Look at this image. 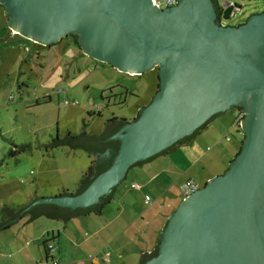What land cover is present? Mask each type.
Wrapping results in <instances>:
<instances>
[{
	"label": "water",
	"instance_id": "obj_1",
	"mask_svg": "<svg viewBox=\"0 0 264 264\" xmlns=\"http://www.w3.org/2000/svg\"><path fill=\"white\" fill-rule=\"evenodd\" d=\"M0 1L8 27L27 39L49 44L76 30L84 54L130 74L157 67L159 77L150 103L110 136L120 140L110 167L80 193L32 204H96L136 162L238 107L240 150L223 174L183 198L161 231L157 254L143 264H264V12L231 26L215 21L210 0L166 8L154 0ZM83 20L86 26L73 27ZM51 30L56 36L49 38ZM107 156L108 150L95 159Z\"/></svg>",
	"mask_w": 264,
	"mask_h": 264
},
{
	"label": "rangeland",
	"instance_id": "obj_2",
	"mask_svg": "<svg viewBox=\"0 0 264 264\" xmlns=\"http://www.w3.org/2000/svg\"><path fill=\"white\" fill-rule=\"evenodd\" d=\"M224 2L234 3L238 9L228 19L221 17L223 25L238 26L251 14L264 11V0H219L221 5ZM32 58L41 65L38 73L29 66ZM156 74L157 68L142 74L120 71L84 54L71 37L48 48L12 33L0 6V210L4 204L20 208L35 196L75 191L91 162L89 154L80 148L58 146L48 150L40 145L67 131L100 133L111 116L132 121L156 92ZM64 99L77 103L65 104ZM194 142L199 152H209L205 147L211 148V144L199 139ZM22 144L30 148L14 156L9 154L13 145ZM183 148L178 146L179 151ZM134 167L119 183L121 191H128L121 187L134 177ZM127 199L114 198L108 203L109 209L119 211ZM142 201L140 196L136 202L139 213L147 206ZM56 224L57 220L40 216L32 222L22 219L1 231L0 264H37L43 251L36 236L40 230L54 229ZM89 233L92 230L84 224L79 229V240L87 239ZM110 246L114 247V243ZM133 260L130 254L112 251L110 262L98 264H131Z\"/></svg>",
	"mask_w": 264,
	"mask_h": 264
},
{
	"label": "crops",
	"instance_id": "obj_3",
	"mask_svg": "<svg viewBox=\"0 0 264 264\" xmlns=\"http://www.w3.org/2000/svg\"><path fill=\"white\" fill-rule=\"evenodd\" d=\"M11 31L15 33L14 29ZM234 109L233 106L213 117L186 142L178 143L172 149L136 164L133 168L134 177H131L129 184L121 187H126L128 191H121L118 184L112 193L114 196L110 202L114 198L129 199L119 211L113 212L107 204L99 215L87 214L67 222L57 220L54 229L38 231L36 238L43 254L36 263L45 256L42 245L44 238L53 234L56 236L53 257L58 259L57 264L110 262L112 251L119 252V255L130 254L134 259L131 264H138L142 253L153 251L168 217L183 200L180 185L188 179H194L200 188L203 187L211 177L223 174L238 153L243 135L241 129L234 125ZM196 139L211 144V148L209 145L205 147L209 152H199L194 142ZM180 145L184 148L179 151ZM89 156L92 161V155ZM133 183L140 186L132 188ZM140 196L143 199L142 205L146 204L147 198H152L148 207L144 205L145 211L142 213L136 210ZM84 224L89 225L92 233L80 241L79 229ZM112 243L114 247L110 246ZM98 252L102 253L101 259L98 258Z\"/></svg>",
	"mask_w": 264,
	"mask_h": 264
},
{
	"label": "trees",
	"instance_id": "obj_4",
	"mask_svg": "<svg viewBox=\"0 0 264 264\" xmlns=\"http://www.w3.org/2000/svg\"><path fill=\"white\" fill-rule=\"evenodd\" d=\"M29 66L31 70L34 71L35 73H38L39 68L41 67L39 61L34 58L30 60ZM158 79L159 77L156 74V90L155 91H157L158 89ZM99 113L100 112L98 111L97 114ZM138 115H139V112L133 118V120H135ZM125 122H127V120L124 118L111 116L105 121L104 130L100 133L89 134L84 129H82L81 132L78 134H73L67 131L63 136L56 135L49 142L45 143V148L48 150L50 148H56L58 146H67L69 148L83 149L88 154H91V155L101 154L105 152L106 150L109 151V156H107L105 159L103 160L93 159L90 162L88 168L82 174L80 183L75 191L69 192L68 190H62L59 192L58 195H67L70 193H73V194L80 193L89 185L91 180L96 175L102 173L103 171H105L106 169L110 167L115 155L117 154L119 150V146H120V140L112 139L110 138V136L116 133L125 124ZM201 128L202 126L196 129L191 135L186 136L182 138L181 140H179L177 143H183L191 139L195 134H197V132ZM242 138H241V142H242ZM174 146L175 145H172L162 150L159 153H164L172 149ZM27 148H30L29 144H22L21 146L13 145V148L9 149V154L11 156L12 155L14 156L18 151L24 150ZM152 157H149V158H152ZM143 161H138L133 166H135L136 164L142 163ZM111 197H112V192L101 197L99 202L96 204L90 205L88 207H77V208L63 207V206H59V205L52 204V203L32 204L35 200L42 198L40 196H36L29 203L17 209L4 204L0 210V232L7 230L11 225H13L16 222L21 221L22 219H25V221L28 222V221L35 220L37 217L45 216L48 219L67 222L70 219L81 217L87 214L99 215L101 214L103 208L110 202ZM55 238L56 236L53 234H50V237L47 236L44 238L42 245L45 248V256L41 259V261L50 260L48 249L46 248L45 244L48 241H52V240L54 241ZM157 246L150 254H146L141 257L142 259H140L141 261L140 264H143L147 259L157 254ZM41 261L38 264H40Z\"/></svg>",
	"mask_w": 264,
	"mask_h": 264
},
{
	"label": "built area",
	"instance_id": "obj_5",
	"mask_svg": "<svg viewBox=\"0 0 264 264\" xmlns=\"http://www.w3.org/2000/svg\"><path fill=\"white\" fill-rule=\"evenodd\" d=\"M154 1H155L154 5L158 6L159 8H166V7L173 6V5L177 4V0H154ZM234 12L235 11L233 10V13ZM26 50H28V47H26ZM58 91H60L59 88L57 89V92ZM69 102L77 103V100L69 101L68 99H64L63 103L69 104ZM233 113H234V125H235V127L240 128L241 120L244 116V112L241 108L237 107L234 109ZM226 138H228V137H226ZM139 186L140 185L138 183L131 184L132 188H138ZM199 188H200L199 184L194 179H188L180 185V192H181V195L183 197H187L188 195L192 194L193 192H195ZM151 200H152V198H150V197L147 198L145 201L146 204L150 203ZM45 245H46V248L48 249V254L50 256V260H43V261H41L40 264H57L56 258L53 257V252L56 250L55 242L53 240L48 241ZM106 256H108V253ZM107 259L108 258L106 257V260Z\"/></svg>",
	"mask_w": 264,
	"mask_h": 264
},
{
	"label": "flooded vegetation",
	"instance_id": "obj_6",
	"mask_svg": "<svg viewBox=\"0 0 264 264\" xmlns=\"http://www.w3.org/2000/svg\"><path fill=\"white\" fill-rule=\"evenodd\" d=\"M210 2H211V4H212V8H213V11H214V14H215V21H219L221 24H222V21H221V17H222V14H223V11H224V9L230 4L229 2H224L222 5H221V3H219V0H210ZM0 6H1V8L3 9V11H5V8H6V5L4 4V3H2L1 1H0ZM238 9V7H236V6H233L232 7V9H231V13H230V16L232 15V13H233V10L234 11H236ZM262 12H264V11H262ZM262 12H257V13H253V14H258V13H262ZM5 17H6V20L8 21V19H9V16L8 15H6L5 14ZM249 17V16H248ZM247 17V18H248ZM246 18V19H247ZM86 26V20H83V21H81V22H75L74 24H73V27L74 28H77V29H79V28H81L82 26ZM72 27V29H74ZM50 32H53L50 36H49V38H52L53 36H56V33H54L55 32V30H51ZM16 33V32H15ZM17 34H19V33H17ZM21 35V34H20ZM23 36V35H22ZM78 36H79V34L78 33H76V30H75V32H67L65 35H63V36H61V38H59L58 40H54L53 42H51V43H49V44H42V43H39V42H37V41H35L36 43H39V44H41V45H43V46H46V47H48V48H54L55 47V45L56 44H58L60 41H62L64 38H69L70 39V37H71V41L73 42V44H75L76 45V47H78V49H80L81 50V47H80V44H79V42H78ZM26 38V37H25ZM82 51V50H81ZM157 67H155L154 69H156ZM153 69V70H154ZM182 139V138H181ZM180 139V140H181ZM177 144V143H176ZM173 145H175V144H173Z\"/></svg>",
	"mask_w": 264,
	"mask_h": 264
}]
</instances>
